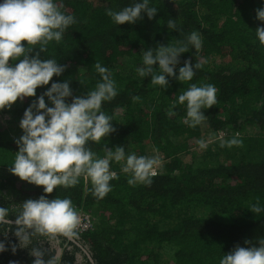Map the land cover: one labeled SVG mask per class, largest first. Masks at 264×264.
I'll return each instance as SVG.
<instances>
[{"label":"trees","instance_id":"obj_1","mask_svg":"<svg viewBox=\"0 0 264 264\" xmlns=\"http://www.w3.org/2000/svg\"><path fill=\"white\" fill-rule=\"evenodd\" d=\"M55 3L74 23L40 53L67 65L63 76L53 80L68 79L74 95H86L101 82L99 63L116 87V95L101 106L116 131L86 147L97 158L115 146H124L126 154L156 157L157 174L151 184H129L131 174L122 171L125 161L113 160L110 171L116 178L103 199L93 195L84 176L73 187L57 186L48 198L70 199L76 212L93 215V227L74 233L73 239L34 234L29 249L18 247L13 253L10 245L18 240L8 225H0L6 233L0 240L8 246L0 264H32L31 248L43 253L46 264H219L236 245L247 247L245 240L256 244L264 238V45L255 33L262 0H149L156 18L132 25H117L108 13L134 0ZM193 32L202 45H189L181 58V63L191 57L201 65L191 81L170 80L165 89L153 85L151 75L139 74L145 51L155 52L159 44L181 46ZM192 84L216 88V103L202 109L205 119L196 126L186 122V103L178 102ZM43 91L38 88L37 95ZM33 99L0 112V206L10 209L12 203L45 195L42 186L9 172L18 150L14 141L22 134L19 120ZM207 130L221 131L226 139L196 155ZM232 139L241 143L227 146ZM257 204L262 211L251 212Z\"/></svg>","mask_w":264,"mask_h":264},{"label":"clouds","instance_id":"obj_2","mask_svg":"<svg viewBox=\"0 0 264 264\" xmlns=\"http://www.w3.org/2000/svg\"><path fill=\"white\" fill-rule=\"evenodd\" d=\"M108 14L117 25H132L145 17L155 19L157 9L149 6V0H134L132 5ZM255 19L260 22L255 28L256 36L264 45V7L256 9ZM73 23L74 17L62 12L55 0H0V112L11 109L18 100L22 103L25 98L35 97L19 120L22 134L14 141L18 150L9 172L21 181L42 186L45 194L38 199L12 203L11 209L0 206V225H8V231L18 240V245H10L13 253L18 247L29 249L34 234L74 235L79 216L72 201L49 199L46 195L57 186L73 187L84 176L91 182L93 195L103 199L111 191L110 181L116 178V173L110 171L113 160L125 161L122 171L131 174L129 184H151V178L157 174L156 157L126 154L124 146H115L114 151L109 149L103 158H97L86 147L89 142H99L116 131L112 118L101 111L102 102L116 95L108 69L97 63L95 68L101 82L86 95H74L70 80H53L54 76H63L67 65L40 56L44 46L51 41L59 42ZM38 44L39 48L33 47ZM189 45L201 47L198 33H191L181 46L159 44L155 52L148 49L143 54L144 66L137 71L141 76L151 75V83L165 89L170 80L191 81L194 70L201 65L193 64L191 57L181 63ZM38 88H44L40 95ZM178 102L186 103V122L196 126L205 119L202 109H210L216 103V88L211 84H192L179 95ZM239 143L232 139L227 146ZM261 211L258 204L252 206L251 212ZM244 243L248 246L236 245L224 253L219 264H264V238H258L256 244L251 240ZM7 250L8 246L0 240V253ZM30 255L35 258L32 264H46L39 249L31 248Z\"/></svg>","mask_w":264,"mask_h":264},{"label":"rangeland","instance_id":"obj_3","mask_svg":"<svg viewBox=\"0 0 264 264\" xmlns=\"http://www.w3.org/2000/svg\"><path fill=\"white\" fill-rule=\"evenodd\" d=\"M4 117L6 119H9L10 114L6 113ZM240 133L237 134L235 132H231L229 134H231L232 136H236V135L239 136ZM224 139H226L225 133H222L221 131H209V130H207L203 134V139H202L199 147L194 149L195 154L199 155V156L202 155L204 153L205 149L207 148V146H211L212 143H215L216 145H220L221 143H223ZM183 159L189 161L190 160V154H185L183 156Z\"/></svg>","mask_w":264,"mask_h":264},{"label":"built area","instance_id":"obj_4","mask_svg":"<svg viewBox=\"0 0 264 264\" xmlns=\"http://www.w3.org/2000/svg\"><path fill=\"white\" fill-rule=\"evenodd\" d=\"M154 170H155V173H157V170L156 169H154ZM77 213L79 216V224L74 229V232L76 234H81L85 231H88L90 228L93 227L95 219H94L93 215H91L89 212L78 210Z\"/></svg>","mask_w":264,"mask_h":264},{"label":"water","instance_id":"obj_5","mask_svg":"<svg viewBox=\"0 0 264 264\" xmlns=\"http://www.w3.org/2000/svg\"><path fill=\"white\" fill-rule=\"evenodd\" d=\"M68 238L73 239L72 236H68Z\"/></svg>","mask_w":264,"mask_h":264}]
</instances>
